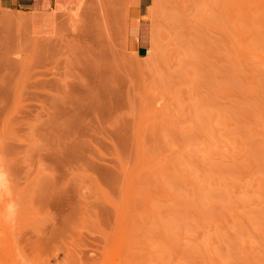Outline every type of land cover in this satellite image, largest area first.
<instances>
[{"label": "rangeland", "instance_id": "obj_1", "mask_svg": "<svg viewBox=\"0 0 264 264\" xmlns=\"http://www.w3.org/2000/svg\"><path fill=\"white\" fill-rule=\"evenodd\" d=\"M130 1L0 7V264H264V0Z\"/></svg>", "mask_w": 264, "mask_h": 264}, {"label": "crops", "instance_id": "obj_2", "mask_svg": "<svg viewBox=\"0 0 264 264\" xmlns=\"http://www.w3.org/2000/svg\"><path fill=\"white\" fill-rule=\"evenodd\" d=\"M148 1L149 0H138L137 5L133 9L135 14L130 15L128 18L129 24L131 22H137L139 28L144 24L143 18L146 16L145 11L150 5ZM69 5V0H0V7L2 9L22 13V16H24L30 29H32V25L41 29L43 24L52 23V31H55L58 18L55 11L62 10V8L63 11H66L65 8H69ZM139 33L140 30L138 31L137 36L129 33V40H131V44H135L134 47H137L138 55H140L139 49L143 48V46H140V44L137 43L141 37ZM49 34L50 33H42V35L45 36Z\"/></svg>", "mask_w": 264, "mask_h": 264}, {"label": "bare ground", "instance_id": "obj_3", "mask_svg": "<svg viewBox=\"0 0 264 264\" xmlns=\"http://www.w3.org/2000/svg\"><path fill=\"white\" fill-rule=\"evenodd\" d=\"M69 1H70V5H69V8H65L66 11H63V8H62V10H56L55 13L57 15L63 14V13L69 14V15H76L78 10L81 8V5L84 2V0H69ZM97 2H99L100 6H101L102 0H97ZM137 3H138V0H135V1L131 0L129 2L130 5L128 6L127 11L125 10L126 13H124L122 15V17L124 18V19H122L123 22L126 21L130 15L135 14V12L130 10V7L134 6L132 8V9H134L135 6L137 5ZM158 5H159V0H152L151 4L147 8V15L144 17L145 18H149V17L151 18L152 14L154 13V10L157 9ZM126 26L128 28V32L130 34H133L136 36H137L138 31L140 30L139 34L141 37L139 39L141 40V42L143 44L146 43V27H145V25H141L139 28V25L137 24V22H131L130 24L128 23V25L126 24ZM31 30H32L33 35L37 36V37H47V36H51L52 33H54V31H52V23L51 24L50 23L49 24H43L41 29H38V28H36L35 25H32ZM42 33H50V34L45 36V35H42ZM147 52L150 53V50ZM134 55H135V57H140L137 52H135ZM145 56L146 55H144L143 57H145ZM82 80L84 81L83 78H82ZM83 86H85V85H83Z\"/></svg>", "mask_w": 264, "mask_h": 264}, {"label": "clouds", "instance_id": "obj_4", "mask_svg": "<svg viewBox=\"0 0 264 264\" xmlns=\"http://www.w3.org/2000/svg\"><path fill=\"white\" fill-rule=\"evenodd\" d=\"M4 197L9 199V203L6 206V214L3 215L2 218L9 225H14L18 212V205L13 199L12 178L6 157L0 154V199Z\"/></svg>", "mask_w": 264, "mask_h": 264}]
</instances>
